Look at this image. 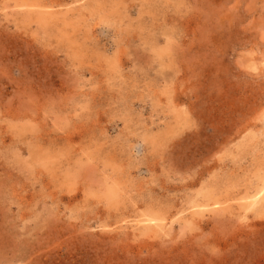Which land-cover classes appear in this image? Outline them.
<instances>
[{
    "label": "rangeland",
    "instance_id": "rangeland-1",
    "mask_svg": "<svg viewBox=\"0 0 264 264\" xmlns=\"http://www.w3.org/2000/svg\"><path fill=\"white\" fill-rule=\"evenodd\" d=\"M260 181L264 0H0V264H264Z\"/></svg>",
    "mask_w": 264,
    "mask_h": 264
},
{
    "label": "bare ground",
    "instance_id": "bare-ground-1",
    "mask_svg": "<svg viewBox=\"0 0 264 264\" xmlns=\"http://www.w3.org/2000/svg\"><path fill=\"white\" fill-rule=\"evenodd\" d=\"M262 177H263V176H262ZM262 177H261V178H262ZM262 180H263V179H262ZM260 182H261V181H260ZM261 183H262V184H261V188L258 190L259 192H257V189H258L259 187L256 189V191H254V192H257L258 195H260V198H261V195H264V182H261ZM253 195H254V193H253ZM256 195H257V194H256ZM256 195H255V196H256ZM208 196H209V195H208ZM250 196H251V195H250ZM255 196H254V197H255ZM251 198H252V196H251ZM255 198H256V197H255ZM255 198H254V199H251V202H252V200H255ZM208 199H209V198H208ZM245 199H246V198H245ZM258 199H259V198H258ZM258 199H257V200H258ZM257 200H255V201H257ZM261 200H262V199H261ZM259 201H260V200H259ZM257 202H258V201H257ZM245 203H246V202H245ZM247 203H250V202H247ZM253 203H254V202H253ZM260 203H261V202H260ZM198 204H199V203H198ZM214 205H215V204H214ZM247 205H248V204H247ZM247 205H246V206H247ZM256 205H258V204H256ZM262 205H263V204H262ZM216 206H217V205H216ZM202 207H203V206H202ZM250 207H252V206H249V208H250ZM246 208H247V207H246ZM196 209H197V208H196ZM200 210H201V209H200ZM202 210H203V209H202ZM246 211H247V210H246ZM198 212H200V211H198ZM196 214H197V213H196ZM144 219H145V218H144ZM146 219H147V218H146ZM149 222H150V221H149ZM141 223H142V222H141ZM145 223H146V222H145ZM154 223H155V222H154ZM157 223H158V222H157ZM160 223H161V222H160ZM150 225H151V224H150ZM145 226H146V225H145ZM159 227H160V226H159ZM156 228H157V227H156ZM146 229H147V227H146ZM147 230H148V229H147ZM146 232H147V231H146Z\"/></svg>",
    "mask_w": 264,
    "mask_h": 264
}]
</instances>
